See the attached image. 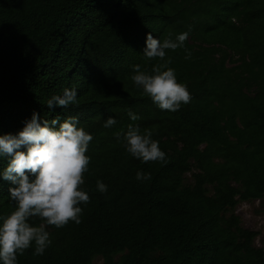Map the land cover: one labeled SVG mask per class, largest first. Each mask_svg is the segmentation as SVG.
<instances>
[{
    "label": "trees",
    "instance_id": "trees-1",
    "mask_svg": "<svg viewBox=\"0 0 264 264\" xmlns=\"http://www.w3.org/2000/svg\"><path fill=\"white\" fill-rule=\"evenodd\" d=\"M186 31L191 59L185 48L166 59L191 100L161 110L132 82L133 66L162 63L143 55L148 33ZM65 88L78 104L48 109ZM34 112L75 116L92 135L81 186L90 202L79 224L45 226L51 245L18 264H264L257 232L235 212L264 197V0H0V136ZM129 124L152 132L166 164L127 153L115 134ZM6 165L0 157V173ZM12 186L0 176V216L14 208Z\"/></svg>",
    "mask_w": 264,
    "mask_h": 264
},
{
    "label": "clouds",
    "instance_id": "clouds-1",
    "mask_svg": "<svg viewBox=\"0 0 264 264\" xmlns=\"http://www.w3.org/2000/svg\"><path fill=\"white\" fill-rule=\"evenodd\" d=\"M188 36L186 31L175 38L170 34L161 41L148 33L143 55L148 61L158 59L162 63L153 65L150 71L142 70L139 64L133 66L132 82L161 110L175 112L191 100L187 86L177 81L175 70L169 67L171 59H166V50L185 48ZM185 51V59H191V53L186 48ZM77 95L75 88H65L63 95H53L46 106L66 109L78 104ZM128 115L132 121L140 119L131 111ZM115 124L116 120L109 116L103 126L111 128ZM115 135L127 153L142 163H167L166 154L151 131L142 133L138 126L129 124L126 132L121 130ZM92 139V135L78 127L75 116H56L41 122L35 112L18 134L0 136V157L7 159L0 176L13 185L8 191L14 204L9 214L0 216V264H18L17 256L24 255L33 245V255H43L52 242L45 226L62 228L69 222H81L80 205L90 202L81 186L89 170L90 157L86 152ZM135 179L143 182L150 180L151 175L138 171ZM107 187L97 181L100 193H106ZM34 218L43 224L34 226Z\"/></svg>",
    "mask_w": 264,
    "mask_h": 264
},
{
    "label": "rangeland",
    "instance_id": "rangeland-1",
    "mask_svg": "<svg viewBox=\"0 0 264 264\" xmlns=\"http://www.w3.org/2000/svg\"><path fill=\"white\" fill-rule=\"evenodd\" d=\"M189 177V175H187ZM244 228L257 232L255 245L264 251V197L261 200L239 202L235 208ZM102 258L97 257L92 264H101Z\"/></svg>",
    "mask_w": 264,
    "mask_h": 264
}]
</instances>
